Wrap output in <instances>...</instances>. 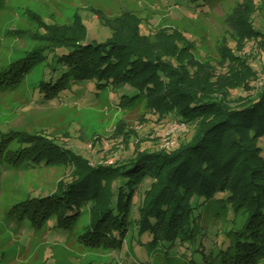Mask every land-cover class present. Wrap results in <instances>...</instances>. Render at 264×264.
I'll use <instances>...</instances> for the list:
<instances>
[{
	"label": "trees",
	"instance_id": "obj_1",
	"mask_svg": "<svg viewBox=\"0 0 264 264\" xmlns=\"http://www.w3.org/2000/svg\"><path fill=\"white\" fill-rule=\"evenodd\" d=\"M242 1L240 6L249 10L245 24L237 15L227 17L240 46L218 47L224 72L198 63L192 43L176 29L164 31L168 43L164 40L163 45L140 34L141 19L127 12L115 19L98 14L111 33L103 42L85 40L86 27L78 14L70 24H42L34 37L36 46L2 73L4 87L18 86L33 67L43 63L48 73L34 88L39 102L60 99L75 86L92 83L96 90L112 93L119 106H143L146 114L184 124L191 137L175 150L126 154L111 167L92 162L79 150L43 134L0 132V157L5 154L9 164L63 166L75 172L51 194L13 207L12 216L29 223L32 231L49 221L56 229L71 231L79 217L87 214L88 224L78 233V243L108 247L116 253L128 234L130 242L140 247L148 238L153 247L168 243L203 255L215 251L213 264L263 262L264 84L255 85L259 78L252 66L256 56L251 53L244 58L242 51L249 42L258 43L264 51V35L254 27L255 19L264 15V0L256 5L254 0ZM202 2L199 6L211 8L210 0ZM240 89L248 96L230 99ZM11 142L18 147L6 151ZM209 202L223 203L244 217L242 226L229 230L224 247L216 250L215 243L204 240L196 214Z\"/></svg>",
	"mask_w": 264,
	"mask_h": 264
},
{
	"label": "rangeland",
	"instance_id": "obj_2",
	"mask_svg": "<svg viewBox=\"0 0 264 264\" xmlns=\"http://www.w3.org/2000/svg\"><path fill=\"white\" fill-rule=\"evenodd\" d=\"M202 1L0 0V78L12 63L36 46L34 37L42 24H70L78 14L86 27L85 40L103 42L111 33L97 19L98 14L115 19L125 12L141 19L138 31L152 37L153 42L160 41L163 45L165 40L168 43L164 31L176 29L192 43V54L198 63L211 64L218 68L217 71L224 72L218 47L241 44L227 17L237 15L245 24L244 17L249 10L245 5L240 6L242 0H210V9L199 6ZM254 2L256 5L257 0ZM254 27L264 35V15L255 19ZM251 53L257 58L252 66L259 75L255 85L260 87L264 84V51L258 43L249 42L243 47L242 56L245 58ZM46 73L44 64L39 63L18 86L4 87L0 81V132L43 134L59 145L79 150L92 162L97 160L100 165L111 167L126 154L135 157L141 151L175 150L182 140L191 137L190 129L184 124L169 123L156 115L146 114L143 106H119L112 93L96 90L92 83L75 86L65 92L67 97L39 102L40 95L34 88ZM230 95V99H234L239 95L246 97L248 92L240 89ZM17 147L11 142L6 151L13 152ZM74 173L73 169L70 171L63 166L49 169L24 164L13 166L2 154L0 264H213L215 251L212 255L209 252L203 255L168 243L153 247L148 245V238L143 239L144 245L140 247L130 242L128 234L122 238L118 253L104 246L86 247L78 243L77 235L88 224L87 214L79 217L71 231L54 228L53 221L41 230L32 231L29 223L19 222L10 213L28 198L51 194L60 181H70ZM139 204L140 201L133 208L134 216H137ZM196 214L200 216L206 235L204 240L208 244L215 243V250L224 247L229 230L239 229L244 222L242 215L236 216L220 202H209L196 210Z\"/></svg>",
	"mask_w": 264,
	"mask_h": 264
}]
</instances>
